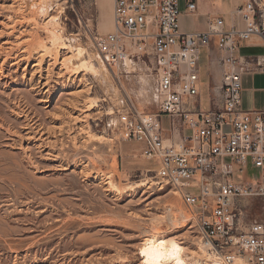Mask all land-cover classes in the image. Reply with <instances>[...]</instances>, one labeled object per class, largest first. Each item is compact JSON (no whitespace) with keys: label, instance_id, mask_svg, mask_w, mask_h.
Here are the masks:
<instances>
[{"label":"rangeland","instance_id":"obj_1","mask_svg":"<svg viewBox=\"0 0 264 264\" xmlns=\"http://www.w3.org/2000/svg\"><path fill=\"white\" fill-rule=\"evenodd\" d=\"M14 1L0 0V264H145L141 249L153 237L177 241L189 256L203 253L194 218L175 188L155 184L160 182L155 179L159 163L142 157V143L124 140L123 113L159 109L153 54L146 65H132L117 77L108 70L110 91L89 72L62 66V60L77 45L87 49L86 56L100 58L95 37L114 30L113 5L111 16L102 5L112 0H52L48 12L26 5L21 11ZM209 1L227 12L245 4ZM57 30L63 40L53 42ZM7 41L11 44H3ZM253 43L264 47L261 39ZM65 44L67 51L62 50ZM201 55L202 107L208 111L206 48ZM246 75L252 84L259 80L256 74ZM91 97L99 101L94 110L86 107ZM162 127L171 128L167 119ZM109 175L120 192L108 190ZM256 175L258 171L235 164L230 180L244 184ZM185 192L197 195L200 190ZM242 206L249 219L264 221V200Z\"/></svg>","mask_w":264,"mask_h":264},{"label":"built area","instance_id":"obj_2","mask_svg":"<svg viewBox=\"0 0 264 264\" xmlns=\"http://www.w3.org/2000/svg\"><path fill=\"white\" fill-rule=\"evenodd\" d=\"M187 10L197 13V2L190 1ZM181 16L180 0H114L115 31L97 32V52L115 77L132 65H146L152 54L155 59L159 109L123 113L124 140L142 143V157L159 163L156 178L181 191L202 242L223 263L243 258L264 264V221L249 219L242 206L264 200V112L243 109V76L264 74V55L239 54L253 37L264 41V0H246L231 13V26L219 16L194 34L182 32ZM203 48L223 71L221 85L210 89L208 111L201 99ZM163 117L171 121L167 132ZM235 164L259 175L234 184Z\"/></svg>","mask_w":264,"mask_h":264},{"label":"bare ground","instance_id":"obj_3","mask_svg":"<svg viewBox=\"0 0 264 264\" xmlns=\"http://www.w3.org/2000/svg\"><path fill=\"white\" fill-rule=\"evenodd\" d=\"M54 1V0H53ZM52 2V0H17V2H15L14 1V3H17L18 4V6H19V10H21V9H23L24 8V5H26V8H30V7H32V8H37V7H39L40 8V10L42 11V12H48V8H50L51 6V3ZM59 3H61L60 1H59ZM102 5H104V6H106V11H105V13L107 14V15H109V16H111V14H112V2H110V1H107V2H103V4ZM56 6H57V4H56ZM17 7V6H16ZM15 9H18V8H15ZM50 9H52V8H50ZM54 9H55V7H54ZM32 10V9H31ZM103 10V9H102ZM22 11V10H21ZM20 11V12H21ZM17 12H19V11H17ZM26 12H28V11H26ZM30 12V11H29ZM32 12V11H31ZM51 11H49V13H50ZM45 14V13H44ZM46 14H48V13H46ZM49 16V15H48ZM105 17V16H104ZM49 18H51V20H50V22H51V24L52 25H54L53 23L55 22V20H54V16H50ZM103 20H105L104 18H103ZM10 21H11V19H10ZM111 21H112V17H110V19L109 20H107V23H108V29L109 30H112L113 29V26H114V30H113V32L115 31V28H116V26H115V19H114V0H113V23H114V25L112 26V24H111ZM8 23V22H7ZM5 24V23H4ZM12 24V23H11ZM5 25H7L8 27H10L8 24H5ZM13 25V24H12ZM6 26V27H7ZM59 26V25H58ZM57 26V27H58ZM101 26V25H100ZM13 27V26H12ZM12 27H11V29H12ZM51 27H53V26H51ZM57 27H53V28H55V29H57ZM35 28V27H34ZM33 28V29H34ZM58 28H61V27H58ZM47 30H49V29H47ZM60 30V29H59ZM59 30H57L55 33H53L51 36L53 37V42H58V41H60L61 39H62V35H61V30L59 31ZM52 31H53V29H52ZM51 32V31H50ZM49 33V32H48ZM47 33V34H48ZM109 33H111V32H109ZM20 38H22V36L20 37ZM16 39H19V38H16ZM21 40V39H20ZM27 40H28V38H27ZM63 40V39H62ZM19 42V41H18ZM46 42V41H45ZM65 42V41H64ZM20 43V42H19ZM3 44H5V45H10L11 43L10 42H6V43H3ZM54 44V43H53ZM59 45V44H58ZM61 45H63V42H62V44ZM60 45V46H61ZM37 46H39V45H37ZM5 47V46H4ZM11 47H12V45H11ZM11 47H9V49L11 48ZM40 47V46H39ZM60 48H62V47H60ZM69 46L68 45H64V47L62 48V50H69ZM0 49H3L2 47L0 48ZM8 49V48H7ZM53 49V48H52ZM51 49V50H52ZM5 50V49H4ZM50 50V51H51ZM71 50V49H70ZM74 51L71 53V55H70V57H65L62 61V66H67V69L69 68V69H71V68H75V69H77L76 71H78V70H82V71H86V72H89L90 74H92L93 76H95L94 78L96 79V80H98L99 81V83H101V84H103V86L105 85L107 88H109V90H110V88H111V86H113L112 84H111V80H110V77H109V73H108V69H107V67H106V65H105V63H104V61H103V59H102V57L100 56V54H99V56H100V58H97L96 56H94V54L93 55H87L86 56V51H87V49H86V51H85V48H83L81 45H77V46H75L74 47V49H73ZM3 51V50H2ZM27 51V50H26ZM43 51H48L47 49H46V46H45V48H44V50ZM53 51V50H52ZM28 52V51H27ZM56 52V50L54 51V53ZM45 53V52H44ZM51 53H53V52H49V54H51ZM56 53H58V52H56ZM63 53V52H62ZM45 55V54H44ZM52 55V54H51ZM59 55V54H58ZM46 56V55H45ZM44 56V57H45ZM48 56V55H47ZM56 56H57V54H56ZM23 57V56H22ZM40 57V56H39ZM42 57H43V55H42ZM43 57V58H44ZM49 57V56H48ZM52 58V57H51ZM56 58V57H55ZM97 60H96V59ZM39 60V59H38ZM75 60L76 61H78V62H75ZM19 61H20V59H19ZM96 61H97V63H96ZM18 63V62H17ZM50 63V62H49ZM38 65H39V63H37ZM36 64V65H37ZM55 64V63H54ZM52 65V64H51ZM49 66H50V64H49ZM1 67V66H0ZM3 67V66H2ZM39 67V66H38ZM51 67V66H50ZM64 69H66V68H64ZM74 69V70H75ZM130 69H132V66L130 67ZM72 70V69H71ZM70 70V71H71ZM61 71V70H60ZM62 72V71H61ZM66 72V71H65ZM67 72H69V71H67ZM66 72V73H67ZM72 72H73V70H72ZM71 72V73H72ZM1 73V72H0ZM77 73H79V72H77ZM76 73V74H77ZM63 74H65V73H63ZM80 74V73H79ZM88 74V73H87ZM59 75H61L60 73H59ZM74 75H75V73H74ZM63 77H64V75H63ZM85 85V84H84ZM104 86V87H105ZM86 87V86H85ZM114 88V87H113ZM86 89H87V87H86ZM89 89V88H88ZM108 90V91H109ZM89 91V90H88ZM111 91V90H110ZM85 92H87V91H85ZM116 92H118V91H116ZM80 94V93H79ZM84 94V93H83ZM87 94V93H86ZM89 94H91V93H89ZM89 94H88V96H89ZM85 95V94H84ZM78 96V95H77ZM76 96V97H77ZM91 96V95H90ZM88 99V97H85V99ZM88 101V100H87ZM99 101L97 100V98H95V97H91V99H89V103H88V106H86L87 107V109L88 110H94L96 107H97V103H98ZM86 105V104H85ZM85 105H84V107H85ZM108 115H109V113H108ZM86 118V117H85ZM77 118H75V120H76ZM78 120V119H77ZM80 121V120H79ZM83 129V128H82ZM83 131V130H82ZM81 131V132H82ZM90 131V130H89ZM87 132V131H86ZM85 132V133H86ZM89 133H91V132H89ZM86 134H88V132L86 133ZM92 134V133H91ZM85 135V134H84ZM93 136H94V134H93ZM96 137H99L100 139H104V138H106V137H104V136H101V135H96ZM91 138H92V136H91ZM107 140V139H106ZM108 140H110L111 141V139H108ZM158 169H157V172L160 170V165L158 164ZM67 168V167H66ZM85 169V168H84ZM86 170V169H85ZM84 172V171H83ZM156 172V173H157ZM85 173V172H84ZM88 173V172H87ZM86 174V173H85ZM86 179V178H85ZM97 178H95V180H96ZM99 179V178H98ZM155 179H157V178H155ZM144 184V183H143ZM138 185V187H140V186H144V185ZM147 183H145V185H146ZM148 184H149V182H148ZM156 185H161L162 183L161 182H157L156 181V183H155ZM106 185L108 186L107 188H108V190H113V191H115V192H120V189L117 187V185L115 184V182L113 181V176H111V175H109L108 177H107V183H106ZM107 190V191H108ZM174 194L176 195V196H178L180 199H181V191L179 190V189H174ZM170 211H173L172 209L170 210ZM183 214V213H182ZM177 215V214H176ZM175 215V216H176ZM168 216H170V214L168 215ZM167 216V217H168ZM181 216V215H180ZM183 217H184V215H182ZM178 217V216H177ZM164 218V217H163ZM183 219H185V221H188L187 220V218H183ZM168 220H171V222H173V221H175V219H174V217H172V214H171V218L169 217V219ZM178 220H180L179 218H178ZM169 222V221H168ZM170 222V223H171ZM177 222V221H176ZM169 223V224H170ZM175 223V222H174ZM174 223H172V225L174 224ZM153 236H155V235H153ZM152 236V237H153ZM158 236V235H157ZM160 237V236H159ZM165 237V236H164ZM161 238V237H160ZM199 246H201L204 250L206 249L207 250V252L208 253H206V255L207 254H209L208 256L209 257H207L206 255H204V250H202L201 249V252L203 251V253H201L200 254V252H191L190 253V256L188 255V254H186V249H185V247H183L180 243H178L177 241H175V240H172V239H164V238H162V239H159V238H157V237H153L152 239H149V240H147L146 241V243L144 244V246H143V248L141 249V256H142V258L144 259V263L145 264H210L209 263V261H211L212 260V262H213V264H224L223 263V261H222V259H221V257H220V254L219 253H217L216 251H214V250H212L209 246H207L206 244H204L202 241H200V245ZM199 248V247H198ZM188 251V250H187ZM210 258V259H209ZM200 259H202V262L200 261ZM248 264V262L246 261V260H244L243 258H237V259H235V261L233 262V263H231V264Z\"/></svg>","mask_w":264,"mask_h":264},{"label":"crops","instance_id":"obj_4","mask_svg":"<svg viewBox=\"0 0 264 264\" xmlns=\"http://www.w3.org/2000/svg\"><path fill=\"white\" fill-rule=\"evenodd\" d=\"M190 1H196L198 4V11L195 14H190L187 10V6ZM112 5H113V0H112ZM180 9L182 12V16L180 18L181 30L186 34H194V33L206 31L208 28V23L219 16H223L228 26H231L235 23V20L231 17V13L233 11L227 12L224 10V8L221 5L212 3L209 0H180ZM199 19L201 20L206 19V20L205 22L198 23ZM254 38L261 39L259 37H253L248 43H246L241 48L239 53L241 56L250 57V56L264 55V47H262L261 49L256 48L257 46L253 43ZM208 64H209L208 78L210 79V88H209V94H210L211 87L221 85L223 78V71L222 68L217 64V62L210 60L209 56H208ZM262 75L263 74L261 73L256 74V77L259 78V80L257 79V82L255 84H252L250 82L248 75L243 76V109L246 111L264 112V81H263L264 78H260L264 76ZM202 96H203V85H202ZM165 119H167L171 125V121L168 117H163L162 121ZM169 130H164V131L167 132Z\"/></svg>","mask_w":264,"mask_h":264}]
</instances>
